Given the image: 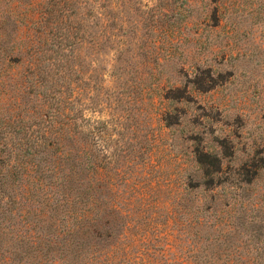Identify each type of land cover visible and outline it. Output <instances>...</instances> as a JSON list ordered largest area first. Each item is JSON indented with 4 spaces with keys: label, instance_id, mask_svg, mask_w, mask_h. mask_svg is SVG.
<instances>
[{
    "label": "rangeland",
    "instance_id": "rangeland-1",
    "mask_svg": "<svg viewBox=\"0 0 264 264\" xmlns=\"http://www.w3.org/2000/svg\"><path fill=\"white\" fill-rule=\"evenodd\" d=\"M47 113L88 158L81 264H264V0H0L1 143Z\"/></svg>",
    "mask_w": 264,
    "mask_h": 264
},
{
    "label": "trees",
    "instance_id": "trees-1",
    "mask_svg": "<svg viewBox=\"0 0 264 264\" xmlns=\"http://www.w3.org/2000/svg\"><path fill=\"white\" fill-rule=\"evenodd\" d=\"M42 78L47 76L42 74ZM49 116L45 114V121L36 124L31 133L23 125H9L25 141L18 152L0 140V264H48L56 259L81 264L94 238L89 229L92 218L87 215L90 192L84 171L88 158L75 162L72 151L61 147L63 129L57 141L51 131L41 134V125L60 122L58 117ZM61 122L63 126L70 124ZM89 136L86 131L85 137ZM64 140L68 145L73 137L67 133ZM66 217L73 219L74 229H60L59 233L57 228L66 226ZM19 218L25 228H18L22 223ZM112 237L106 235L107 239ZM98 242L102 244V235H98Z\"/></svg>",
    "mask_w": 264,
    "mask_h": 264
}]
</instances>
